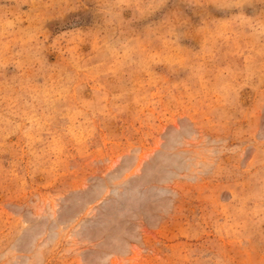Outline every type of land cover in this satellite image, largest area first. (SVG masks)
<instances>
[{
	"label": "rangeland",
	"instance_id": "374dc122",
	"mask_svg": "<svg viewBox=\"0 0 264 264\" xmlns=\"http://www.w3.org/2000/svg\"><path fill=\"white\" fill-rule=\"evenodd\" d=\"M0 264H264V0H0Z\"/></svg>",
	"mask_w": 264,
	"mask_h": 264
}]
</instances>
